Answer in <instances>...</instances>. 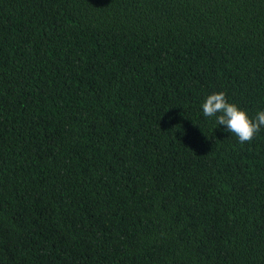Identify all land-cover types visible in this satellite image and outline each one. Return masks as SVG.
Listing matches in <instances>:
<instances>
[{
  "label": "trees",
  "instance_id": "trees-1",
  "mask_svg": "<svg viewBox=\"0 0 264 264\" xmlns=\"http://www.w3.org/2000/svg\"><path fill=\"white\" fill-rule=\"evenodd\" d=\"M264 0H0V264H264Z\"/></svg>",
  "mask_w": 264,
  "mask_h": 264
},
{
  "label": "clouds",
  "instance_id": "clouds-1",
  "mask_svg": "<svg viewBox=\"0 0 264 264\" xmlns=\"http://www.w3.org/2000/svg\"><path fill=\"white\" fill-rule=\"evenodd\" d=\"M202 113L205 117H214L215 124L223 126L225 132L235 134L241 144L251 142L264 129V111L250 119L246 112L229 103L222 91L206 98L202 104Z\"/></svg>",
  "mask_w": 264,
  "mask_h": 264
}]
</instances>
